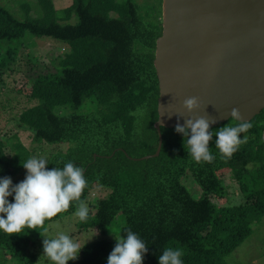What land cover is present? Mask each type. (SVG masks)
Wrapping results in <instances>:
<instances>
[{
	"label": "trees",
	"instance_id": "trees-1",
	"mask_svg": "<svg viewBox=\"0 0 264 264\" xmlns=\"http://www.w3.org/2000/svg\"><path fill=\"white\" fill-rule=\"evenodd\" d=\"M18 5L21 18L0 3V73L35 40H51L60 48L49 59L27 61L17 127L35 144L65 145L47 155L46 170L70 161L84 168L88 186L81 199L90 211L77 228L105 237L83 245L67 264H107L116 244L107 236L119 238L128 229L147 244L143 264H158L165 248L181 249L184 264H226L225 257L264 215V110L241 134L248 140L230 160L221 158L213 136L209 147L216 159L198 164L188 156L187 138L164 127L158 157L141 159L155 153L158 140L153 61L161 19L143 15L134 0H71L61 10L52 0H20ZM63 106L71 110L60 113ZM235 123L228 120L211 130ZM4 136L0 133V179L10 177L15 185L24 180L22 163L32 154L12 136L15 151L9 155ZM223 172L230 173L243 196L239 205H223ZM188 176L196 193L184 185ZM93 191L97 195L89 200ZM13 196L7 197L9 203ZM77 207L74 202L36 230L10 236L0 231V264L6 254L18 264H35L36 254L29 253L33 241L42 239L51 221Z\"/></svg>",
	"mask_w": 264,
	"mask_h": 264
},
{
	"label": "water",
	"instance_id": "water-1",
	"mask_svg": "<svg viewBox=\"0 0 264 264\" xmlns=\"http://www.w3.org/2000/svg\"><path fill=\"white\" fill-rule=\"evenodd\" d=\"M161 34L155 42L158 81V157L160 127L184 126L190 117L229 120L237 108L251 121L264 110V0H162ZM196 97L199 107L184 109ZM136 160V159H134Z\"/></svg>",
	"mask_w": 264,
	"mask_h": 264
},
{
	"label": "clouds",
	"instance_id": "clouds-1",
	"mask_svg": "<svg viewBox=\"0 0 264 264\" xmlns=\"http://www.w3.org/2000/svg\"><path fill=\"white\" fill-rule=\"evenodd\" d=\"M182 106L192 112L199 107V103L196 97H189ZM229 120L236 123L213 131L210 124L215 120L190 117L184 126L177 123L174 130L187 138L188 156L196 163L210 164L216 159L209 147L213 136L216 137L215 147L221 158L227 161L247 142L248 136L241 137V134L252 128L251 122L242 119L237 108L230 110ZM47 163L46 158H29L22 163L26 170L22 182L13 185L10 177L0 179V214H3L0 215V231L10 236L20 234L25 229L36 230L58 214L67 212L74 202L78 205L75 215L80 222H87L90 210L81 199L88 186L84 168L70 161L63 168L46 170ZM9 196H13L14 202L9 203ZM115 239L116 244L107 257V264H143L147 244L138 234L128 229L126 235ZM81 248L64 233L43 239V253L52 264H67L69 260H76ZM183 255L181 249L165 248L158 257V264H184Z\"/></svg>",
	"mask_w": 264,
	"mask_h": 264
},
{
	"label": "rangeland",
	"instance_id": "rangeland-1",
	"mask_svg": "<svg viewBox=\"0 0 264 264\" xmlns=\"http://www.w3.org/2000/svg\"><path fill=\"white\" fill-rule=\"evenodd\" d=\"M19 1L20 0H0V3L17 18H21V11L18 5ZM52 1L57 10H61L71 4V0ZM134 2L139 6L143 15L161 19L162 0H134ZM32 40L33 39H29L27 41L30 42L29 44H32ZM56 48H60V45L54 41L47 39L35 40L34 44L28 45L27 48H20L13 65H10L7 70L0 73V133L5 135V140L7 139V153L9 155L13 154L12 152L15 151L13 142L9 140V138H13L12 136H16L19 142L31 152L32 158H46L50 153L58 150L63 151L66 148L65 145L46 146L44 144L39 145L33 143L31 134L19 129L16 122L23 106L25 105L21 93L27 89V80L24 75L27 61L32 58H35L36 60L49 59L54 56ZM84 104L78 111H81L84 108ZM57 110L61 113L65 110L70 111L71 108L69 106H63L59 107ZM221 177L226 186L227 193L223 205H239L243 200V196L239 193L238 187L235 181L231 178L230 173L223 172ZM184 185L193 193H196L198 189L193 179L189 176L185 178ZM96 195L97 191H93L88 199H95ZM212 201L218 203L213 199ZM75 212L64 218H58L51 221L46 226L42 239H35L33 241L29 253L32 255L36 254L37 259L35 264H52L43 253L44 238H55L58 234L64 233L69 235L81 247L93 241L105 238L98 235V232L94 229H78L77 223L79 219L75 215ZM107 237H114L115 239V236L111 234ZM2 258L0 257V261L4 260ZM4 258H6L4 264H18L8 254L4 255ZM70 261L71 260L67 263ZM224 261L226 264H264V215L251 225V234L239 247L225 257Z\"/></svg>",
	"mask_w": 264,
	"mask_h": 264
}]
</instances>
